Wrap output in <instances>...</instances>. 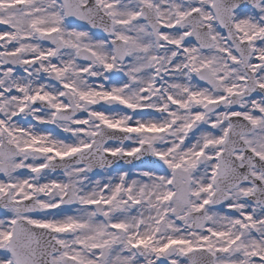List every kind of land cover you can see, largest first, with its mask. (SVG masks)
Wrapping results in <instances>:
<instances>
[{
    "label": "snow or ice",
    "instance_id": "obj_1",
    "mask_svg": "<svg viewBox=\"0 0 264 264\" xmlns=\"http://www.w3.org/2000/svg\"><path fill=\"white\" fill-rule=\"evenodd\" d=\"M0 264H264V0H0Z\"/></svg>",
    "mask_w": 264,
    "mask_h": 264
},
{
    "label": "rangeland",
    "instance_id": "obj_2",
    "mask_svg": "<svg viewBox=\"0 0 264 264\" xmlns=\"http://www.w3.org/2000/svg\"><path fill=\"white\" fill-rule=\"evenodd\" d=\"M95 173H96V171H95ZM98 174H101L102 175V173L100 171H99ZM56 175H61V173L60 172H57ZM95 178H97V174H93V179H95Z\"/></svg>",
    "mask_w": 264,
    "mask_h": 264
}]
</instances>
